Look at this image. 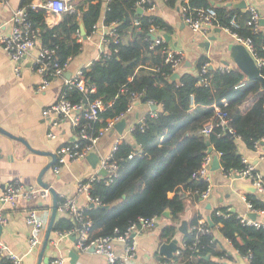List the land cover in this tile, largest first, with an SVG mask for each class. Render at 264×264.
Segmentation results:
<instances>
[{"label": "trees", "instance_id": "1", "mask_svg": "<svg viewBox=\"0 0 264 264\" xmlns=\"http://www.w3.org/2000/svg\"><path fill=\"white\" fill-rule=\"evenodd\" d=\"M34 1L19 0L18 7L25 8L32 27L37 29L39 44L54 49L51 66L53 63L62 66L78 54L81 42L76 33L83 29L90 35L100 19L118 35L117 39L108 37L107 52L81 69L85 92L76 87L62 86L61 89L73 104L102 101L104 106L97 112V120L86 128L88 134L94 135L107 120L123 116L132 99L131 92L139 93L138 102L163 104L155 117L149 113L144 116L142 126L134 124L132 134L136 147L128 143L117 145L113 158L118 168L113 179L106 183L105 176H101L92 181L89 194L99 198L101 204L87 207L91 238L117 236L129 223L160 217L168 209L171 223L161 228V236L167 241L172 239L186 198L199 197L207 186L203 179L193 178L192 174L207 155L208 145L219 154L222 171L229 173L242 167L239 143L254 149L255 143L264 138V87L258 79H248L238 67L210 68L207 78L203 79L199 71L208 61L204 56L198 58L195 73L182 72L178 79H172L173 71L162 53L167 41L151 48L148 35L150 24L167 34L171 33L172 25L154 12L138 13L139 0H70L74 10L62 12L61 21L54 26L45 23V8L31 6ZM164 3L170 8H177L180 3L193 14L196 8L213 7L216 26L251 39L254 55L263 59L259 71L264 77V29L253 31L247 24L246 10L228 6L226 0L215 4L209 0H164ZM134 19L140 21V29L133 26ZM232 19L236 26L231 24ZM52 70L50 67L45 76L51 78ZM215 107L226 114L232 134L217 124L207 136L198 132L205 122L216 123ZM78 115L81 117L82 111ZM81 122H85L82 117ZM80 142L84 145L87 140ZM246 198L254 206H261L253 194H247ZM61 199L57 196V202ZM198 218L196 215L188 221L183 245L178 247L182 257L192 255L204 264H226L204 260L205 255L228 256L225 250H216L212 231L216 226L241 255L250 252V264H264L262 229L243 225L234 212L213 210L210 213L213 226L209 233L198 235L200 241L195 246L197 234L192 227ZM72 225L70 217L56 214L52 230L63 231Z\"/></svg>", "mask_w": 264, "mask_h": 264}, {"label": "crops", "instance_id": "2", "mask_svg": "<svg viewBox=\"0 0 264 264\" xmlns=\"http://www.w3.org/2000/svg\"><path fill=\"white\" fill-rule=\"evenodd\" d=\"M34 2H38V0ZM244 2L246 6H254L260 18H264V0H245ZM18 6L19 0H7L5 3H0V38L10 34L9 19L12 9ZM245 7L240 9L244 10ZM154 13L172 25V31L169 33L170 38L166 41L169 48L182 52V62L177 69L179 75L182 72L195 73L196 62L201 56L207 58L210 68L237 67L233 59L234 50L231 48L235 41L231 33L223 27L214 25L208 28L203 27L202 30L195 32L182 21L178 7L170 8L163 0H155ZM60 21L61 13L47 12L45 15V23L49 26H54ZM260 25L264 29V25ZM106 29L107 26L100 19L90 35L81 36L78 40L81 42L79 53L68 59L61 76L51 77L45 87L41 89L39 87L42 83L43 74L35 66L39 41L27 55L19 60L20 74L18 76L13 70L15 62L10 59L0 45V128L14 137L24 139L31 149L42 151L41 153L34 152L26 148L17 139L0 131L1 185L7 181L17 180L24 185L40 186L37 177L41 169L51 160V154H55L60 145L73 141L74 131L68 121H62L57 127L52 128L56 133L55 138L47 137L46 133L50 128L49 120L42 115V110L57 100L66 78L72 77L78 70L87 67L94 59L99 58L103 52H107L106 45L101 41ZM204 41H208L207 45H204ZM223 100L226 104V100ZM150 110L151 107L148 104L135 100L131 111L119 117L99 139L95 150L90 152H94L99 158L101 155L109 154L114 144L128 143L136 147L135 138L129 129L134 127L135 123L140 122ZM121 118H125L126 123L119 132L114 125ZM238 147L241 156L249 159L264 175V141H259L254 149L245 147L242 142L239 143ZM214 157L219 162V157L212 149L208 166L211 179L209 194L204 198L188 196L185 200V208L180 214L177 231L173 237L178 240V247L183 245V234L178 230L182 220L187 222L188 229V221L192 217L197 215L200 217L198 220L202 219L207 222V217L210 218L211 211L217 209L231 211L237 215H248L250 212L247 210L245 201L247 194H253L256 198L264 200V196L255 191L244 190L241 187V184L248 183L246 179L239 177L236 173L225 174L221 169L220 162L219 167L216 168L213 163ZM52 167L43 173L42 181L48 183L58 197H75L78 206L89 207L91 201L88 199V194L85 192L77 193L76 191L79 181L88 178L96 171L98 172L97 168L92 167L86 155L83 159L67 163L58 173H55ZM183 195L186 194L183 193ZM51 204L52 195L49 192L44 201L19 200L14 206L5 205L2 208L6 222L2 225L0 240L15 253L22 256V264H37L40 251V244L36 252L28 246L29 227L25 221L26 212L30 208H39L37 206L42 205L40 208L48 211L49 220ZM56 214L68 216L58 211ZM169 215L156 217L152 226L131 233L130 239L135 242V247L126 264H204L203 261L198 260L197 256L182 257L181 253H174L172 257L168 258L159 252L160 245L171 240H164L161 236V228L171 223ZM46 226L41 235L40 243L44 237ZM212 231L217 241L216 250L223 249L228 256L205 255V261L250 264L248 259L221 235L216 226L213 227ZM113 245L117 254L124 253L126 246L124 242L114 240ZM71 250L77 254L75 259H72L69 253ZM43 256L44 259L41 264H49L50 260L56 256L63 257L64 264H109L102 255L96 253L91 247L87 250L78 249L75 246L74 235L60 237L57 230L52 229Z\"/></svg>", "mask_w": 264, "mask_h": 264}, {"label": "built area", "instance_id": "3", "mask_svg": "<svg viewBox=\"0 0 264 264\" xmlns=\"http://www.w3.org/2000/svg\"><path fill=\"white\" fill-rule=\"evenodd\" d=\"M213 1L215 4L221 0ZM226 1L232 4L245 0ZM5 2H7V0H0V3ZM31 6L43 7L48 13L57 14L74 10L70 0H38V2H33ZM138 7L142 9V12L149 14L153 13L155 8V0H139L137 2V8ZM178 9L180 10L182 21L195 32L202 30L204 27L203 25H208L209 27L215 25L216 12L213 7L196 8L194 9L195 12L193 14L191 12H187L186 8L179 3ZM244 10L248 12L249 16L247 24L251 26L253 31L259 30L261 27L259 22L260 15L256 8L252 5H247ZM9 21L11 24V32L9 35L0 38V45L2 49L9 55L10 59L15 62L13 70L15 75L18 76L20 74L18 62L22 57L27 55L33 47L37 45L38 31L32 27L25 8H13ZM231 24L236 26L234 19L231 20ZM133 26L135 29H140V21L138 19H134ZM223 28L231 33L236 43L242 44L247 49L258 66L263 64V59L254 55L250 38H243L238 36L236 33L231 32L229 28ZM148 35L152 41L150 46L151 48L166 41L164 31L154 24H150L148 28ZM117 36V33H115L112 28L107 27L105 33L102 35L101 41L106 45L108 42V37L117 39ZM76 37L80 39L81 33L77 32ZM53 52L54 49L52 48H47L41 46L40 44L38 45L35 66L36 69L43 74L42 83L39 89L44 88L48 83L49 78L45 77L44 74L47 73L50 67L53 69L51 72L52 77L61 76L65 69L66 63L62 66H58L56 63H53L51 66ZM162 53L165 54V63H168L171 70L175 72L182 62V52L166 46L162 49ZM220 68L227 69V67ZM209 69V61H205L200 68L199 75L202 76L203 79H206ZM63 86H67V88L76 87L78 90L85 92V79L82 75V71L78 70L72 77L66 78L65 84ZM138 97L139 93L131 92L132 99L126 108L124 115L131 111L133 102L137 100ZM223 101L224 100H222V102ZM148 105L150 107L154 105L157 106L156 110L151 109L148 112L151 117H155L157 112L163 107V104L158 105L154 101H148ZM103 106L104 105L100 99H94L92 101H88L87 103L81 102L78 104H73L70 103V101L65 97L64 93L61 92L54 103L42 110V115L49 120L50 128L46 133L47 137L51 139L56 137V133L52 128L57 127L62 121H68L74 131L73 141L65 143L64 145H60L56 149V161L52 167L55 173H58L59 170L67 163L83 159L87 153L94 151L99 139L113 126L114 122L119 119V117L109 119L102 127L98 129L94 135L88 134L86 128L90 125V122L97 120V112L102 110ZM81 111V117L84 118L85 122H81V117L78 115V112ZM215 119L216 123L213 122V120L207 121L202 125L198 132L207 136L213 129V126L217 124L223 126L227 133H233L232 129L228 126L226 114L222 112L219 107H215ZM139 123L141 126L144 124V117ZM133 129L134 127L130 128L129 131H133ZM81 139L87 140V143L83 145L80 142ZM261 141H264V138H262ZM257 144L258 142L255 143V147ZM116 147L117 145L114 144L112 151L109 154L101 155L98 158L96 168L103 169L105 171L104 175H101L96 171L88 178L79 181L76 186L77 193H87L89 201H91L93 204L100 205L101 201L99 198L91 197L89 194L92 181L100 178L101 176H105L106 183H109L117 173V161L113 158V152L115 151ZM216 156L219 157V154L216 153ZM210 159L211 154L205 155L201 161L200 167L192 174L193 178H201L207 183L205 190L200 194L202 198L206 197L211 189V179L208 168ZM241 163L242 167L240 169L225 174H238L239 177L246 179L249 184L254 186L255 192L257 194L264 196V175L256 168L255 164H252L245 156H241ZM48 195L49 190L47 188L35 185H24L17 180L7 181L3 185L0 184V224L3 225L6 222V216L2 210L3 206H14L19 200L44 201ZM259 200L261 201V206L257 207L254 206L247 198L245 199L247 210L250 212L249 214H253L255 218H251L249 214L238 215V217L243 225L253 226L264 231V200ZM56 210L60 213L67 214L73 222V225L69 229L57 231V234L60 237L74 235L75 246L78 249L87 250L90 247H93V250L96 253L102 255L109 264H126L127 259L132 255L133 249L135 247V242L130 239L131 233L138 232L145 229L146 227L152 226L156 218V216L147 219L140 218L138 222H131L128 224L124 232L117 236L106 235L91 238V221L87 216V208L78 206L75 197L62 198L59 202H57ZM217 213H221V211H217ZM48 215V211L40 207L30 208L26 212L25 221L29 227V248H35L36 246H39L41 235L48 222ZM192 228L196 230L197 234L193 242L195 246H197L200 241L198 235L209 233L211 229V227L208 225V222L203 221L202 219L198 220L197 224ZM114 240H119L125 243L126 246L123 254H117L115 252L113 245ZM175 253L180 254V249H177ZM244 256L250 263V252ZM5 261L10 262L11 264H22V256L15 253L8 245L0 240V264H3ZM49 264H64V259L61 256H56L50 260Z\"/></svg>", "mask_w": 264, "mask_h": 264}, {"label": "water", "instance_id": "4", "mask_svg": "<svg viewBox=\"0 0 264 264\" xmlns=\"http://www.w3.org/2000/svg\"><path fill=\"white\" fill-rule=\"evenodd\" d=\"M209 2L211 4H214L213 0H209ZM228 6H232V7H237V8H241V7H245L246 3L244 1H239L237 3H230L227 2ZM137 12L138 13H142V9L140 7L137 8ZM260 24L264 25V18H260L259 19ZM204 27H209L208 25H203ZM80 33L82 35V37H85V33L83 31V29H80ZM165 39L168 41L170 36L167 33H164ZM153 37V36H152ZM208 41H204V45H207ZM231 48L234 50V62L237 65L238 69L242 71V73H244V75L248 78V79H258L262 85V87H264V77L260 74L259 71V67L256 65L253 57L250 55V53L247 51V49L240 43H234ZM179 73L178 72H174L171 75L172 79H178L179 78ZM151 109L156 110L157 106H151ZM125 118H121L118 122L115 123L114 127L117 128V130L119 132H121V130L123 129V127L125 126ZM0 131L3 132L4 134L17 139L18 141H20L21 143H23L25 145L26 148L37 152V153H41L42 151H38L35 149H31V147L27 144L26 141H24V139L20 138V137H14L13 135L7 133L6 131H4L3 129L0 128ZM206 144L208 145V141L206 142ZM207 152L211 153L212 152V147L210 145H208L207 148ZM51 160L41 169L38 177H37V182L38 184L43 187V188H47L49 190V192L52 195V204H51V214L45 229V234L44 237L40 243V251H39V258H38V262L37 264H41V262L44 259V250L46 247V244L48 242L49 239V234L50 231L52 229V225H53V220L54 217L57 213V194L55 192V190L46 182L42 181V175L43 173L51 166L54 165L55 161H56V155L54 153L51 154ZM86 158L90 161L91 165L93 168H96V164L98 162V156L94 153V152H90L88 155H86ZM214 165L216 168L219 167V162L218 159L216 157H214V161H213ZM98 173L101 175L105 174V171L103 169H98ZM241 187L244 190L250 191V192H254L255 188L254 186H252L251 184L245 183V184H241ZM90 205H93L92 203ZM163 215L168 216L169 215V210L165 209V211L163 212ZM251 218H255V216L253 214H249ZM207 222L208 225L212 228L213 226V222L211 221V219L209 217H207ZM2 225L0 224V234L2 232ZM178 230L181 234H185L187 232V222L185 220H182L178 226ZM93 249V247H91ZM178 248V240L176 238L171 239L169 242L167 243H162L159 247V252L162 253L164 256L170 258L173 256V254L175 253L176 249ZM38 249V246H36L35 248H33V251L36 252ZM70 255L72 257V259H75L77 254L75 253V251L71 250Z\"/></svg>", "mask_w": 264, "mask_h": 264}, {"label": "bare ground", "instance_id": "5", "mask_svg": "<svg viewBox=\"0 0 264 264\" xmlns=\"http://www.w3.org/2000/svg\"><path fill=\"white\" fill-rule=\"evenodd\" d=\"M81 36H82V35H81ZM235 43H236V42H235ZM250 55H251V54H250ZM256 65H257V64H256ZM257 66H258V65H257ZM258 67H259V66H258ZM175 72H177V70H176ZM173 73H174V72H173ZM173 73H172V74H173ZM44 76H45V74H44ZM45 77H46V76H45ZM49 79H50V78H49ZM138 123H139V122H138ZM207 154H211V153H208V152H207ZM92 204H93V203H92ZM93 205H94V204H93ZM177 249H179V248H177ZM177 249H176V250H177Z\"/></svg>", "mask_w": 264, "mask_h": 264}]
</instances>
